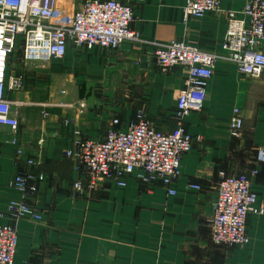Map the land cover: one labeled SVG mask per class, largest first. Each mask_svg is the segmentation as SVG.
<instances>
[{
	"label": "crops",
	"instance_id": "0c3cea01",
	"mask_svg": "<svg viewBox=\"0 0 264 264\" xmlns=\"http://www.w3.org/2000/svg\"><path fill=\"white\" fill-rule=\"evenodd\" d=\"M117 1L132 6L131 27L143 42H124L116 50L69 43L61 59L31 64L17 50L8 61L7 78L22 75L25 84L6 95L18 119L16 133L0 126V224L9 220V200L20 198L10 186L26 171L17 148L43 177L25 198L41 220L18 222L13 264H264V214L248 215L246 246H215L211 228L220 172L246 175L256 206L264 209V163L255 160L264 148V72L252 79L230 62L215 63L202 108L182 120L199 140L181 158L175 195L160 183L144 186L134 178L123 189L108 181L73 188L76 181L85 184L84 168L65 156L73 126L100 141L113 118L125 130L141 110L156 130L171 131L184 73L160 71L154 44L184 42L222 54L226 13L248 0H219L217 11L187 21L185 0ZM257 49L264 52V39ZM234 109L243 120L238 138L229 131Z\"/></svg>",
	"mask_w": 264,
	"mask_h": 264
},
{
	"label": "built area",
	"instance_id": "2783aa9c",
	"mask_svg": "<svg viewBox=\"0 0 264 264\" xmlns=\"http://www.w3.org/2000/svg\"><path fill=\"white\" fill-rule=\"evenodd\" d=\"M70 13L58 0H0V126L16 133L18 119L12 114V102L7 92L20 91L25 84L22 75L7 78L8 61L19 50L24 63H44L61 59L67 45L87 50L99 47L116 50L124 42H143L140 33L132 29L134 10L130 4L117 0H73ZM141 2L142 0H136ZM219 0H185L183 21L200 19L215 12ZM264 39V0H248L238 11L226 13V31L221 42L222 54L210 53L184 42L155 43L153 52L162 72L180 69L183 86L177 96V125L169 132L156 130L141 110L127 129L118 128L113 118L103 140H92L73 126L71 148L65 156L85 170V184L73 183V188L92 189L99 181L126 187L134 178L144 186L160 183L169 196L175 195L174 185L181 175L180 161L191 150L194 140L182 125L183 118L199 111L204 103L213 67L218 61L232 63L239 74L257 78L264 72V52L257 49ZM242 117L234 109L229 123L230 136L238 138ZM16 143V139H13ZM16 159L26 171L13 177L10 186L20 198L9 200V220L0 224V264H13L17 247V224L24 219L40 221L34 206L25 201L36 191L34 182L43 177L33 171L34 161L25 158L17 148ZM257 163H264V148L256 151ZM256 175V171L252 172ZM191 188L199 190L198 185ZM216 200L211 220L212 243L215 246H246L249 242L246 221L249 214L261 216L262 206H256L257 195L244 174L219 173Z\"/></svg>",
	"mask_w": 264,
	"mask_h": 264
},
{
	"label": "rangeland",
	"instance_id": "374dc122",
	"mask_svg": "<svg viewBox=\"0 0 264 264\" xmlns=\"http://www.w3.org/2000/svg\"><path fill=\"white\" fill-rule=\"evenodd\" d=\"M59 4L63 7H67V8H72L74 6V1L73 0H58ZM39 69H37L38 71Z\"/></svg>",
	"mask_w": 264,
	"mask_h": 264
}]
</instances>
